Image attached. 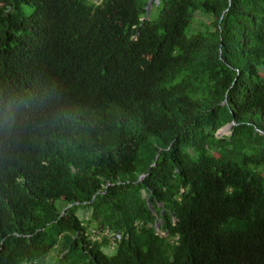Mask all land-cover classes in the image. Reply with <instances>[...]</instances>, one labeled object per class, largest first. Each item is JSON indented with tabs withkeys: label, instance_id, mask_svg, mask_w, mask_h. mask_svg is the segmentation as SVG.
Returning <instances> with one entry per match:
<instances>
[{
	"label": "trees",
	"instance_id": "16d2710c",
	"mask_svg": "<svg viewBox=\"0 0 264 264\" xmlns=\"http://www.w3.org/2000/svg\"><path fill=\"white\" fill-rule=\"evenodd\" d=\"M53 249L264 264V0H0V264Z\"/></svg>",
	"mask_w": 264,
	"mask_h": 264
},
{
	"label": "rangeland",
	"instance_id": "374dc122",
	"mask_svg": "<svg viewBox=\"0 0 264 264\" xmlns=\"http://www.w3.org/2000/svg\"><path fill=\"white\" fill-rule=\"evenodd\" d=\"M151 9L152 8L150 7V10ZM21 10L24 16L29 15L31 12V8H29L28 6L22 7ZM193 18H194V21L191 23L189 28L186 30L187 34H191L192 32H194V30L201 29L204 23H206L210 19V16L201 9H195ZM219 133H223L225 135L230 134L228 130H223V129H220ZM159 233L162 234V232L160 231ZM54 251L55 250L53 249L44 259H40L37 263L38 264H51L50 261L52 257H54V254H55ZM110 251L107 250V252H110Z\"/></svg>",
	"mask_w": 264,
	"mask_h": 264
},
{
	"label": "water",
	"instance_id": "95a60500",
	"mask_svg": "<svg viewBox=\"0 0 264 264\" xmlns=\"http://www.w3.org/2000/svg\"><path fill=\"white\" fill-rule=\"evenodd\" d=\"M149 11H150V6L148 5L147 6V15L149 14ZM233 125V122L229 123L228 125H225L224 127H222L221 129L223 130H228L230 132V127ZM144 175L140 176L139 179L143 178ZM156 228L159 229V226L156 225Z\"/></svg>",
	"mask_w": 264,
	"mask_h": 264
},
{
	"label": "built area",
	"instance_id": "2783aa9c",
	"mask_svg": "<svg viewBox=\"0 0 264 264\" xmlns=\"http://www.w3.org/2000/svg\"><path fill=\"white\" fill-rule=\"evenodd\" d=\"M115 237L117 238V240L120 239V236L118 234H116Z\"/></svg>",
	"mask_w": 264,
	"mask_h": 264
}]
</instances>
